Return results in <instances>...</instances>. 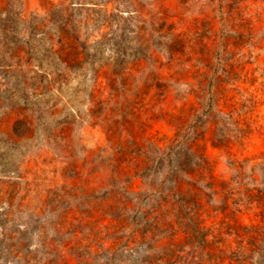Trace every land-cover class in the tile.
I'll return each instance as SVG.
<instances>
[{"label": "rangeland", "instance_id": "rangeland-1", "mask_svg": "<svg viewBox=\"0 0 264 264\" xmlns=\"http://www.w3.org/2000/svg\"><path fill=\"white\" fill-rule=\"evenodd\" d=\"M259 258L264 0H0V264Z\"/></svg>", "mask_w": 264, "mask_h": 264}, {"label": "trees", "instance_id": "trees-1", "mask_svg": "<svg viewBox=\"0 0 264 264\" xmlns=\"http://www.w3.org/2000/svg\"><path fill=\"white\" fill-rule=\"evenodd\" d=\"M255 253V251H252V255ZM262 259H264V258H262ZM262 259H257L256 261H254V262H251V264H261V261H263Z\"/></svg>", "mask_w": 264, "mask_h": 264}]
</instances>
